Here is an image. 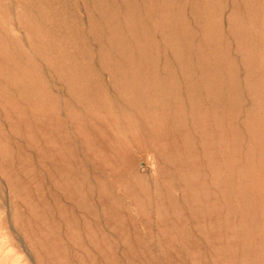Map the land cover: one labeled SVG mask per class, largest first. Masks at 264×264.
Returning a JSON list of instances; mask_svg holds the SVG:
<instances>
[{"label":"rangeland","instance_id":"374dc122","mask_svg":"<svg viewBox=\"0 0 264 264\" xmlns=\"http://www.w3.org/2000/svg\"><path fill=\"white\" fill-rule=\"evenodd\" d=\"M0 264H264V0H0Z\"/></svg>","mask_w":264,"mask_h":264}]
</instances>
